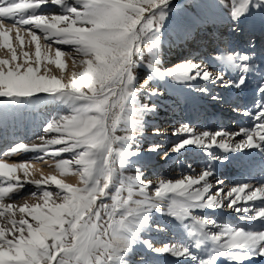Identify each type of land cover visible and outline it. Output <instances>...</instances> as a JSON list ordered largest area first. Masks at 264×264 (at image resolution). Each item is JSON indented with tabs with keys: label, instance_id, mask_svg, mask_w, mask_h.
Returning a JSON list of instances; mask_svg holds the SVG:
<instances>
[{
	"label": "snow or ice",
	"instance_id": "6c2138e0",
	"mask_svg": "<svg viewBox=\"0 0 264 264\" xmlns=\"http://www.w3.org/2000/svg\"><path fill=\"white\" fill-rule=\"evenodd\" d=\"M52 6L56 11H46ZM169 27L185 44L210 46L211 63L190 56L163 67ZM0 49L7 53L0 55V129L31 105L51 107L35 140L0 137V264L264 260V177L253 184L243 176L225 187L217 175L229 165L264 173V0H0ZM161 83L183 89L185 103L197 96L214 109L235 104L232 111L248 126L189 121L172 130V145L148 143L146 117L158 111ZM249 89L250 104L229 95ZM153 135H162L159 127ZM189 146L205 157L199 171L189 164L179 177L146 179L147 157L169 158ZM27 152L38 155L9 162ZM32 159L55 173L45 174ZM68 175L77 182L62 179ZM29 185L35 202L15 203ZM217 210L235 218L218 223ZM157 215L169 222L162 225ZM173 225L175 239L156 247L150 234Z\"/></svg>",
	"mask_w": 264,
	"mask_h": 264
},
{
	"label": "rangeland",
	"instance_id": "374dc122",
	"mask_svg": "<svg viewBox=\"0 0 264 264\" xmlns=\"http://www.w3.org/2000/svg\"><path fill=\"white\" fill-rule=\"evenodd\" d=\"M177 5L182 3V0H175ZM46 11H56L54 6L49 7ZM9 23V21H6ZM171 29L169 27L165 32L163 37L164 43L168 42L170 46L174 49V52H171L168 58H173V56L183 57V59L190 56L202 57L205 60V63H211L209 57L214 56L215 53L212 52L211 47L204 48V44L199 42L198 45H193L187 47L186 52L184 53L181 43L183 41L179 40L177 37V43L169 40L168 32ZM224 30V29H223ZM225 39H227V33L224 30ZM56 47L55 44H53ZM221 45V47H225ZM62 51H69V46H61ZM174 54V55H173ZM178 59V60H177ZM173 59L170 63V60H167L166 63H162L163 67H173L175 64L181 62L183 59ZM58 68H52V74L57 76L60 75ZM139 74L141 80L147 74V70L144 68L139 69ZM255 81H252V87H255ZM161 91H164V96L159 98L157 103L159 105L158 111L156 114H149L146 117L147 124L145 126V135L144 139L148 143L158 142L164 145L165 147L170 146L176 140V137L172 135V130L176 127H179L181 123H187L189 121L199 122L202 126H215V127H226L230 130H236L240 126H248V118L243 117L232 111L236 105L231 106L221 105L219 109H214L210 107L204 100L200 99L197 96H189L187 103L184 102V97L187 93L181 89L179 86H175L171 83H161ZM219 91V87L216 89ZM43 95V94H41ZM232 100L237 101V103L244 105L250 104L252 98V91L249 89L242 96L238 97L235 91L229 93ZM177 98L180 99V103L177 104ZM142 102L147 103L148 100L145 97H141ZM51 111V107L45 106L43 103L31 105L23 109L20 113L16 114L13 117H9L7 127L5 129H0V137H6V142L11 143L13 140H28L33 141L36 139L37 135H43L42 125ZM159 127L162 135L156 136L153 135L154 128ZM4 130V131H3ZM0 139L1 142H3ZM143 144V142H142ZM4 144L0 145L2 149ZM38 155L37 153L27 152L22 153L18 158L11 159V161H27L30 158ZM252 156H258L254 151L251 153ZM147 165L143 168L145 172L146 179L155 181L161 176H170V177H179L182 173L187 174L189 164H192L193 168L199 171L202 166V161L205 157L202 155L199 149H196L192 146H189L188 151L182 152L181 154H171L169 158H165L163 152L160 153V156L155 155L147 157ZM33 160V159H32ZM39 161V160H38ZM201 163H197V162ZM41 165L45 163L39 161ZM48 163V161H47ZM135 167H140L139 164ZM134 171V169H133ZM47 174V172L45 173ZM218 177L225 181V187H230L232 182L240 180L243 176H248V181L253 184H258L264 173L259 171V168H254L251 171V174L247 171H243L236 167L235 165H229L227 168L221 167L217 173ZM39 178V176H37ZM66 179V182L72 183L74 179L78 180V177L68 175L63 177ZM77 178V179H76ZM72 181V182H71ZM74 182V183H76ZM214 182V181H213ZM29 190H34V186H27L24 192L21 194L20 199L14 201L15 203H21L24 199H27L29 203H34L35 200L26 193ZM9 202V201H6ZM209 214L212 215V210H204L200 214ZM213 218L217 219V222H225L229 219L235 218V213H232L231 216L226 214H221L219 210L216 211ZM155 219L160 222L162 225L167 224L169 219L164 216L157 215ZM151 238L156 247L162 246L164 243L172 242L175 239L174 225L171 229L166 232L156 233L153 232L150 234ZM147 238V237H146ZM158 264H175L173 258L169 256L158 257Z\"/></svg>",
	"mask_w": 264,
	"mask_h": 264
},
{
	"label": "bare ground",
	"instance_id": "6f19581e",
	"mask_svg": "<svg viewBox=\"0 0 264 264\" xmlns=\"http://www.w3.org/2000/svg\"><path fill=\"white\" fill-rule=\"evenodd\" d=\"M5 23L8 24V22H6V21H5ZM220 31H221V32H224L223 28H221ZM14 35H15V33L13 32V36H14ZM168 37H169V40H170V41L177 43L176 35H175V33L172 31V29L169 30V32H168ZM26 39H27V38H26ZM200 42L203 43V44L205 43L204 41H200ZM13 43H14V44H17L18 42L15 41V40H13ZM41 43H42V44L44 43L43 39H42ZM177 44H178V43H177ZM181 45H182L181 47H182L183 50H184V51H183L184 53L186 52L187 47L193 46V45H191V44H185L184 42L181 43ZM203 47H204V48H207V47H205V46H203ZM173 48H174V47H173ZM173 48L170 46V44H169L168 42L164 43V47H163V49H162V63H166L167 60H170V63H171L173 59H177V58H179V59H183V57L175 56L174 54H173V55H174L173 58H172V57H171V58H168L169 55H170V53H171V52H174V51H173V50H174ZM54 49H55V47L53 46V50H52V52H51V55H53V56H54ZM25 50H27V51H29L30 53H33V54H34V46H28V47H26ZM18 52H19V49H18ZM5 54H7V53H6V50H4V49H0V55H5ZM33 59H34V55H33ZM177 60H178V59H177ZM50 67H51V70H52V68L55 67V66H54V65H50ZM57 70H58V72L60 71L59 69H57ZM71 71H72V62H71L70 59H68V60H67V68L65 69V75H66V76H67V75H70ZM3 131H4V130H3ZM2 141H3V142L0 141V145H1V144H5V139L2 140ZM23 154H24V153H23ZM21 155H22V153H21L19 156H21ZM35 155H36V154H35ZM16 158H18V157H16ZM46 159H47V161H48L47 165H52V164H53V160H52L51 158H46ZM9 162L11 163V162H15V161H11V159H10ZM31 163L35 164V166H36L37 168L42 169L44 173H46V172H47V174H48V173H55V169H54V167H49V166H46V165H41V164L39 163L38 160L33 159V160H31ZM62 179H65V178L62 177ZM76 179H77V178H76ZM65 180H66V179H65ZM68 181L70 182V180H68ZM71 182H72V181H71ZM74 182H76L75 179H74V181H73L72 183H74ZM254 264H264V260L257 259V260L254 261Z\"/></svg>",
	"mask_w": 264,
	"mask_h": 264
}]
</instances>
